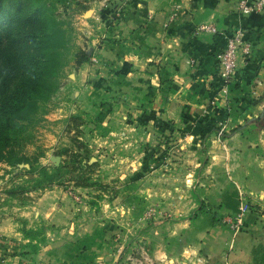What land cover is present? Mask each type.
Segmentation results:
<instances>
[{
  "label": "crops",
  "instance_id": "obj_1",
  "mask_svg": "<svg viewBox=\"0 0 264 264\" xmlns=\"http://www.w3.org/2000/svg\"><path fill=\"white\" fill-rule=\"evenodd\" d=\"M237 1H99L97 27L108 38L95 62L78 69L81 96L130 102L131 120L124 112L128 122L119 126L133 135L120 143L133 147L119 159L129 164L120 182L129 179L98 209L84 198L89 187L28 191L27 203L0 217L1 247L13 253L20 242H37L28 260L41 264H264V8L243 13ZM199 23L216 30L197 32ZM236 28L251 47L223 84L216 55ZM222 123L228 132L220 137ZM161 134H177L193 151L199 201L175 219L147 222L142 211L155 191L141 186L140 147ZM239 192L250 208L232 231L220 218L237 209Z\"/></svg>",
  "mask_w": 264,
  "mask_h": 264
},
{
  "label": "rangeland",
  "instance_id": "obj_2",
  "mask_svg": "<svg viewBox=\"0 0 264 264\" xmlns=\"http://www.w3.org/2000/svg\"><path fill=\"white\" fill-rule=\"evenodd\" d=\"M99 1L101 0L2 1L0 33L4 35L2 40L7 41L5 45L15 43L21 28H24L26 35L24 44L28 51L32 52L37 46L36 35L51 31L48 43L58 44L56 53L58 68L52 70V87L45 98L38 102L36 110L28 118L18 122L13 151L24 154V157L16 159L13 164L0 160V217L14 211L16 206L27 203L30 198L28 191L48 189L54 185L75 186L73 181L68 180L71 174L67 172L66 167L59 173L52 169V166L56 165L55 156H59L58 164L62 160L65 164L72 161L70 155L72 153L64 149L77 150L74 138L84 141L89 147L88 156L86 159L82 156L81 159L90 165L85 170L95 182L92 186H87L89 187L87 197L84 196L92 208L98 209L103 202L112 199L115 188L127 183L129 179L126 176L123 183L120 182V175L128 169L129 164L120 162L119 159L121 155H130L133 147L131 144L123 146L120 143L124 139H132L133 135L132 131L119 126L128 122L126 116L132 114L127 110L132 108L130 102L125 98H121L122 100L97 98L85 102L81 96L84 94L81 91L84 90V83L80 82L78 69L86 62H95L99 57L98 50L102 42L108 38L101 27H97L99 19L95 12L99 10L97 7ZM38 2H45L46 6L37 7ZM3 47L6 48L8 45ZM79 48L89 53V60L76 66L73 54ZM28 62L30 64L26 69L23 68L19 76H15V72L8 73L3 62L0 63V91L34 94L30 83H27V76L34 71V61ZM23 75H26L25 78ZM12 80L18 83L13 84ZM72 114H81L84 122L78 126L69 123L68 117ZM162 134L158 136L154 145L149 146L143 142L140 147L141 186L155 191L150 202L145 204L146 210L142 211V218L147 222L165 217L175 219L183 211L188 212L187 207H191L194 201H199L196 186L199 183L196 179L198 167L189 161L193 151L185 145H180L175 136L177 134L163 136ZM261 134L264 136V132ZM104 136L106 137L103 138ZM93 139L97 141L94 142ZM83 151L81 149L77 152ZM261 154L264 156V149ZM205 159V156L201 157V165ZM93 161L95 163L91 164ZM42 168H46L47 173H44ZM126 197L132 196L125 195ZM139 197L142 203H146L148 197L143 195ZM76 199L79 203L82 202L79 196ZM165 204L172 205L174 209L172 211L165 209L163 207ZM120 231V229L114 231V240L121 239ZM7 250L0 246V264H41L35 260L31 262L28 260L32 247L27 243L16 244L13 253ZM11 255L19 259L8 258Z\"/></svg>",
  "mask_w": 264,
  "mask_h": 264
},
{
  "label": "trees",
  "instance_id": "obj_3",
  "mask_svg": "<svg viewBox=\"0 0 264 264\" xmlns=\"http://www.w3.org/2000/svg\"><path fill=\"white\" fill-rule=\"evenodd\" d=\"M2 1L0 0V8ZM15 1L19 2L20 0ZM36 6H46V3L38 2ZM23 29L21 28V32L18 34V40L10 46L9 44L5 45L7 41L2 40L4 35L2 36L0 33V59L2 60L0 63L3 62L8 73L15 72L14 75L19 76V74H22L23 68L26 69L30 64L28 61H34V71L27 76V83H30L31 89L34 91L33 95H29L27 92L23 94L18 92L8 93V90L5 93L0 91V160H5L10 164L24 157V154L13 151V140L19 126L18 122L28 118L36 110L38 102L45 98L52 87V70L58 68V58L56 55L58 44L48 43V38L52 35L51 31L42 32L41 34L38 33L36 35L37 46L34 47L32 52H29L26 44H24L26 39L24 36L26 35ZM7 45L8 47H3ZM73 55L76 66L89 60V53L80 48ZM25 76L23 75V78ZM2 82L5 83V80ZM12 83L17 84L18 82L16 83L12 80ZM68 122L78 126L84 121L81 114H72L68 117ZM74 141L77 146L76 151L67 148L64 149L72 153L70 154L72 161H68L65 164L62 160L59 164L53 165L52 169L54 172L59 173L62 168L66 167L67 172L71 174L68 180L73 181L75 186H92L95 182L91 180L85 170L90 165L81 159L82 156L86 159L89 153V147L84 141L78 140L77 138H74ZM81 149L84 150V153L77 152L81 151ZM18 155L19 157L17 158ZM94 163L95 161L91 162V164ZM42 169L44 173H47L46 168ZM27 234L30 235L29 231H27ZM27 245L32 247V251H35L38 246L37 242L27 243Z\"/></svg>",
  "mask_w": 264,
  "mask_h": 264
},
{
  "label": "built area",
  "instance_id": "obj_4",
  "mask_svg": "<svg viewBox=\"0 0 264 264\" xmlns=\"http://www.w3.org/2000/svg\"><path fill=\"white\" fill-rule=\"evenodd\" d=\"M264 8V0H238L237 9L243 13L261 11ZM195 30L215 31L213 23H199ZM251 42L243 37L241 28L233 30L226 38L224 46L216 55V72L222 83H228L232 75L239 66V58L247 54L250 50ZM225 133V123H222L217 135L222 137ZM250 201L246 194L239 192L237 209L233 213L224 214L220 218V223L224 224L232 231L240 230L244 224V216L249 211Z\"/></svg>",
  "mask_w": 264,
  "mask_h": 264
},
{
  "label": "water",
  "instance_id": "obj_5",
  "mask_svg": "<svg viewBox=\"0 0 264 264\" xmlns=\"http://www.w3.org/2000/svg\"><path fill=\"white\" fill-rule=\"evenodd\" d=\"M54 162H55V164H58V162H59V156H55L54 157Z\"/></svg>",
  "mask_w": 264,
  "mask_h": 264
}]
</instances>
